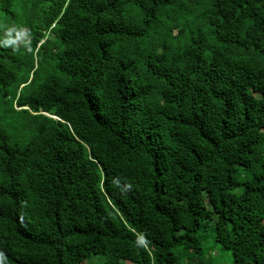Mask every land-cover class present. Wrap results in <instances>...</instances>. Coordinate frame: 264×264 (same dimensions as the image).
<instances>
[{"label": "trees", "instance_id": "1", "mask_svg": "<svg viewBox=\"0 0 264 264\" xmlns=\"http://www.w3.org/2000/svg\"><path fill=\"white\" fill-rule=\"evenodd\" d=\"M216 246L264 264V0H0V264Z\"/></svg>", "mask_w": 264, "mask_h": 264}, {"label": "rangeland", "instance_id": "2", "mask_svg": "<svg viewBox=\"0 0 264 264\" xmlns=\"http://www.w3.org/2000/svg\"><path fill=\"white\" fill-rule=\"evenodd\" d=\"M207 236L209 235V233H206ZM212 235L208 237L206 246H211L212 245ZM213 257L217 260V262H219L220 264H231L232 263V257L230 252L228 251H223L221 249H219L218 246L215 247L214 251L212 252ZM90 264H102L103 263V259L99 256H93L90 261Z\"/></svg>", "mask_w": 264, "mask_h": 264}]
</instances>
